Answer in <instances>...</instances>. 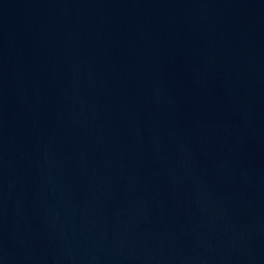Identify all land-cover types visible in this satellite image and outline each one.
<instances>
[{"label":"water","instance_id":"obj_1","mask_svg":"<svg viewBox=\"0 0 264 264\" xmlns=\"http://www.w3.org/2000/svg\"><path fill=\"white\" fill-rule=\"evenodd\" d=\"M0 264H264V0H0Z\"/></svg>","mask_w":264,"mask_h":264}]
</instances>
